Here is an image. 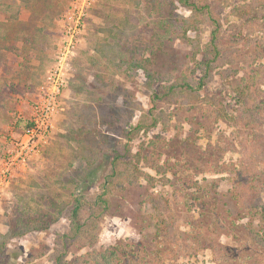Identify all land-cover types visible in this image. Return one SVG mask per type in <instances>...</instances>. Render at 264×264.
Returning <instances> with one entry per match:
<instances>
[{"label": "rangeland", "instance_id": "374dc122", "mask_svg": "<svg viewBox=\"0 0 264 264\" xmlns=\"http://www.w3.org/2000/svg\"><path fill=\"white\" fill-rule=\"evenodd\" d=\"M68 2L0 0V36L24 43L12 50L38 74L18 76L31 80L30 91L54 63L55 21ZM95 7L71 61L57 130L0 195V264H90L91 253L103 251L117 252L120 264H264L260 216L242 217L241 200L230 198L232 176L217 173L237 165L240 141L254 134V126L239 129L241 138L233 133L235 95L253 109L261 81L264 93V0ZM215 28L219 58L206 65ZM203 76L202 90L179 88ZM18 121L21 131L7 143L26 128ZM104 189L102 212L95 199ZM74 223L81 229L67 237Z\"/></svg>", "mask_w": 264, "mask_h": 264}, {"label": "built area", "instance_id": "2783aa9c", "mask_svg": "<svg viewBox=\"0 0 264 264\" xmlns=\"http://www.w3.org/2000/svg\"><path fill=\"white\" fill-rule=\"evenodd\" d=\"M96 4L97 0H69L58 18L59 42L54 63L37 88L26 128L0 155V195L49 143L55 119L62 112L64 89L71 79V61L85 40Z\"/></svg>", "mask_w": 264, "mask_h": 264}, {"label": "trees", "instance_id": "16d2710c", "mask_svg": "<svg viewBox=\"0 0 264 264\" xmlns=\"http://www.w3.org/2000/svg\"><path fill=\"white\" fill-rule=\"evenodd\" d=\"M216 33H217L216 28L214 31H212V33H210L211 38L208 41V45H209V53H211V58L207 61H204V64L206 65H209V63L215 57L219 58L218 56L219 46L217 43L219 39L216 37ZM194 62L196 64L202 63L201 61H195V60ZM202 70H204L203 75L205 76L206 67H203ZM187 75H188L187 71L183 72L182 73L183 79ZM204 76L198 80L195 87L192 86L190 83L188 84L187 82H184L180 85L179 88L181 89L184 88V90L188 88H193L196 91H200L204 88V85H205L204 80H203ZM259 84L255 85V88H256L255 94L258 93V95H256L253 98L254 100L252 104H256L253 109H248L249 106L246 101L242 102L241 92H238L235 95V100L239 103L238 105L239 110H238L237 120L234 116L233 117L235 118V122H238L239 124L237 128H234L233 133L238 134L239 137L241 138L242 136L241 134H239L241 133L239 132V129H243V128L247 129V128L254 126L253 129H250L252 130V132L254 131V134H252V136H250L248 139L240 141V152L238 153L239 160L236 163L237 165L234 164L232 165L233 166L232 168L228 167L229 169L220 168L218 169L217 173L224 172V173H229L232 176V186H231V191H230V195H231L230 198L234 197L233 198L234 201L237 202L238 199L235 198V196H237L239 197V200H241L240 201L241 204L239 205L235 204V207L237 210H239V212H241L242 217L249 218V214H251V212L253 211L257 215L260 216L261 223L258 227L257 232L262 233L260 237L263 238L264 237V133L258 134L256 132L255 127L259 126V123L256 120L253 121L256 116L257 117L261 116L263 117L261 126H264V112L259 111V106L261 105V99L264 101V93L260 91V88L262 87L263 82L261 81ZM172 88L173 87H170L171 90ZM224 90L226 91V88L225 86L224 87L222 86L217 90L216 93L219 94V92L224 91ZM227 94L229 93L227 92ZM157 97L158 95H155V98ZM248 113H250V117H245ZM261 126L259 127L260 130H261ZM227 141H229V139H227ZM215 168L217 169L219 167L215 166ZM196 192L200 195V198L198 200H205V197H208V193H206L203 190V187L202 188L197 187ZM104 195H106L105 189L102 191V194H99L95 199V202L98 208L101 209V211H102V205H103V208L108 207V201L104 198ZM74 204L75 205L73 206L71 216L75 220L78 215V210L81 207L80 200L75 199ZM205 204H206V201L203 202L202 206L205 207ZM93 211L97 212V215L95 216L100 215V213L97 210L93 209ZM73 225H74L72 228L73 234L67 237H75L78 234L79 230L81 229L78 223H74ZM231 227L234 228L233 225ZM122 247L124 248L130 247L131 249H134V251H132V253H134L138 245L136 246L124 245ZM119 248H120L119 245L115 246L114 251ZM91 254H92V258L90 260V264L91 263L93 264H120L122 262L120 257L117 256L118 254L117 252L103 251V252H98V253L92 252ZM122 264H125V263H122ZM139 264H141V262ZM235 264H247V263L242 262V263H235Z\"/></svg>", "mask_w": 264, "mask_h": 264}, {"label": "crops", "instance_id": "0c3cea01", "mask_svg": "<svg viewBox=\"0 0 264 264\" xmlns=\"http://www.w3.org/2000/svg\"><path fill=\"white\" fill-rule=\"evenodd\" d=\"M96 8V7H95ZM56 37L59 32V25L55 21L54 26ZM89 31V29H88ZM55 36V35H54ZM0 155L8 147V140L15 138L20 133L18 119L26 121L31 112V104L35 98L38 86L31 88L33 83L30 79H23L22 83L18 78L20 73H24L25 78L38 75L35 69L27 62H23L21 55L14 54L12 48L15 44L22 48L24 43L15 39H5L4 34L0 36ZM12 59V60H11ZM42 78V76H40ZM43 79V78H42ZM42 81V80H41ZM19 82L21 83L19 86ZM26 85V90L22 86ZM21 121V120H20ZM22 122V121H21ZM58 119H55V129L57 130ZM53 132V134H54ZM52 134V135H53ZM6 146V147H5Z\"/></svg>", "mask_w": 264, "mask_h": 264}]
</instances>
